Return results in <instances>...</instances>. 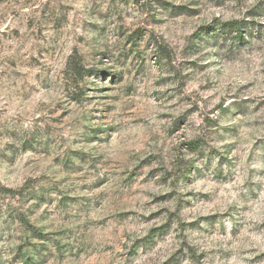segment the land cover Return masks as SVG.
<instances>
[{
	"label": "rangeland",
	"instance_id": "1",
	"mask_svg": "<svg viewBox=\"0 0 264 264\" xmlns=\"http://www.w3.org/2000/svg\"><path fill=\"white\" fill-rule=\"evenodd\" d=\"M0 264H264V0H0Z\"/></svg>",
	"mask_w": 264,
	"mask_h": 264
},
{
	"label": "trees",
	"instance_id": "2",
	"mask_svg": "<svg viewBox=\"0 0 264 264\" xmlns=\"http://www.w3.org/2000/svg\"><path fill=\"white\" fill-rule=\"evenodd\" d=\"M245 24H246V22L245 23H243V22H227L225 25H227L230 30L235 31L236 38L238 40H241V39H243L242 38L243 37L242 32L244 31ZM233 27H235V28L233 29Z\"/></svg>",
	"mask_w": 264,
	"mask_h": 264
}]
</instances>
